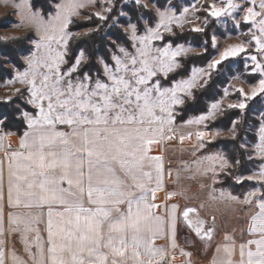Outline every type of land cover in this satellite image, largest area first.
<instances>
[{"label": "snow or ice", "instance_id": "1", "mask_svg": "<svg viewBox=\"0 0 264 264\" xmlns=\"http://www.w3.org/2000/svg\"><path fill=\"white\" fill-rule=\"evenodd\" d=\"M131 2L147 10L151 0ZM96 4L97 0H63L48 21L27 6L24 24L19 25L30 24L39 33L36 51L27 58V70L17 73L19 82L27 85V102L35 111L24 112L28 130L20 138L19 148L6 150L0 160V264H164L170 253L156 247L153 240L167 225L169 246L175 249L181 220L201 240L211 242L214 238L213 226L206 227L203 219L190 217L198 211L195 208L180 210L178 204L165 205L166 219L154 213L161 206L149 197L154 200L161 186L163 165L161 157L148 154L149 146L158 142V135L173 131L176 106L184 105V97H192L193 89L207 86L213 72L226 71L224 65L230 58L244 54L246 61L253 62L252 72L259 70L262 76L264 63L251 54L250 42H241L225 47L207 68H193L187 79L172 77L169 82L170 74L181 67L177 58L191 49L171 43L158 46L156 42L165 40L164 33L175 35L173 25L183 29L190 20L154 5L156 25L146 23L142 35L139 21L144 16L135 23L129 17L126 35L131 50L117 46L109 60L98 58L101 72L81 74L84 52L76 54L71 64L68 60L71 39L80 37L70 26L81 16V9ZM106 4L109 6L85 20L92 15L108 20L114 0H106ZM201 8L205 13L202 25L190 31L204 33L209 17L218 23L230 19L237 27L242 21L250 27L241 35H250L255 51L264 58V0H213ZM200 11L193 6L197 20ZM241 11L243 16L237 19ZM120 14H125L123 8ZM212 44L214 49L218 47L215 36ZM205 76L207 79H201ZM236 91L244 100L227 107L244 110L246 100L264 94V78L250 92L243 88ZM219 107L213 103L206 114L187 123L201 124L213 118ZM259 115V140L247 156L250 160H264V112ZM238 123L233 121V138ZM195 135L201 143L194 147L204 148L205 133L197 131ZM239 148L246 152L248 145L242 142ZM217 161L221 170L231 166L219 153L195 159L193 164L203 175L213 173L215 183ZM244 179L258 186L242 198L223 191L219 197L211 195L212 200L233 202L245 210L237 221L239 229L225 232L216 245L213 264H264V163L259 172L237 177L236 182ZM174 194L182 195L169 193V198ZM211 219L214 225L216 217Z\"/></svg>", "mask_w": 264, "mask_h": 264}, {"label": "rangeland", "instance_id": "2", "mask_svg": "<svg viewBox=\"0 0 264 264\" xmlns=\"http://www.w3.org/2000/svg\"><path fill=\"white\" fill-rule=\"evenodd\" d=\"M115 1V0H114ZM131 2V0H128L127 3ZM145 0H141V3L143 4ZM213 0H151L149 2V8L147 10L142 9L141 11H138L137 18L140 17L142 14L144 16V20L139 21L141 26V35L143 34V27L146 23L150 24L152 27H155L157 22L156 17V8L154 5H159L161 7V10H168L170 9L176 16L186 15L190 23L184 24L183 29L180 27H176L173 25V29L175 32V35H177L176 31L181 33L184 29H191L195 26H201L205 13L203 12L201 6L207 5L212 3ZM259 0H257V3ZM63 0H55L53 4V9L49 11L48 13L44 14L39 9H33L30 5L29 0H0V39L1 40H9L12 39V37H18L23 36L25 40V44L30 45V49L26 53H20L19 59L22 62L21 67L16 66L15 64L11 63L9 60H6V62L3 64L5 67L10 68L11 70V76L5 77L4 79H0V100H11L12 98H17L14 103V107L18 109L16 115L24 117V112H28L29 114L34 113L35 109L27 102L28 99V92L26 91L27 85L22 84L17 79V73L24 72L28 68L27 64V58L36 51L35 49V41L38 38L39 33L37 32L36 28L32 25H25V26H19L24 24V17L26 13L27 6H30L31 11L38 13L40 16L43 17L45 21H48L51 17H55L58 8L57 5L62 4ZM20 5V7H16L14 5ZM126 4V0H122L118 7L117 15L114 16L113 21L116 23V26H118L125 34L127 32V22L129 21V17L131 18V14L127 12L123 5ZM109 6L106 4V0H97V4L95 6L89 5L85 7L84 9H81V16H83L84 11H91L93 13L102 11V7ZM193 6L197 9H201V11L198 13L200 16V19H195V15L197 13L193 12ZM123 8L124 15H121V9ZM187 8L188 12L184 13V9ZM118 16H121L124 18L123 21L118 20ZM243 16V12H238L236 14V18L240 19ZM3 18V19H2ZM3 21V22H1ZM118 21V22H116ZM131 21L135 23L136 21L131 18ZM250 25L244 24L241 21V24L239 27H237L232 20H227V22H224V19L218 23L214 18L209 17V23L206 26L205 29L209 30V36H210V45L213 49V52L211 53L209 59L203 63V64H194L191 65L188 74L180 77L187 79L192 74L193 68H207L208 63L212 60L218 57V53L220 51H223L225 47L231 45V44H237L241 42H250L252 44V48L250 49L251 54L257 55L258 62L264 63V58H261V54L257 53L255 51V42L251 41L250 35H241V33H248ZM97 27H84L79 28L75 31V33H85L89 30H94ZM163 32V29H161ZM30 32L29 38H26V35ZM169 33H164V36H166ZM174 35V36H175ZM215 36L216 42L218 47L213 48L212 44V37ZM110 40H112L111 37L107 36ZM128 39V44H121V43H114L113 48L110 49L109 58L111 55L116 51L117 46H124L131 50V41L130 36L126 35ZM171 43L173 47L176 45H183L186 48H190L191 51H189L187 54H199L202 53L205 50V41H202L201 43L195 44L190 40L187 41H179L177 43H173L171 41H157L156 44L158 46H162L163 44ZM83 51L82 49L78 50L76 54ZM84 52V51H83ZM85 54V52H84ZM4 57V56H2ZM86 57V54H85ZM101 56H96L95 60L97 64L99 65L100 72H101V64L99 63L98 58ZM75 58V57H74ZM178 57V61H179ZM231 62L232 72H227V82L224 87L221 89V94L216 100L209 101L208 103V109L211 107L213 103H219L220 107L219 110H217L214 114V116L219 113L220 109L223 106H228L230 103H238L241 100H244V97L240 96L239 92L236 91V89L243 88L246 92H250L251 88L258 84L259 80L261 78H264V76L261 75V72L257 70L256 72H252L253 62L251 60H245V55L242 54L240 57L236 58H230ZM74 61V59H73ZM72 61V62H73ZM71 62V63H72ZM180 63V62H179ZM245 63H247V68L245 67ZM102 74V73H101ZM163 80V77H161ZM177 79V80H178ZM201 79H207V77H202ZM17 89L20 91L17 92ZM225 89L228 90V94L225 95ZM261 96L260 98V105L259 109L257 110V113L255 114V117L257 118V123L255 124V127L253 128V133L256 135L255 141H249L245 139L243 143H246L248 145V148L250 149V153L253 152V145L258 140L257 135V129L259 127L260 122V113L264 112V94H258ZM257 95V96H258ZM247 104V100L245 101ZM22 103L27 104V106L31 107V110H29L26 106H24ZM33 109V110H32ZM176 111V109H175ZM206 112H203L201 114L190 116L184 121L176 122L173 121L171 127L173 128V131L169 132L168 135H173L171 139L168 138V143L163 144V149L165 152L166 159L168 160V168L173 172L174 174V182L172 183L171 190L176 191L179 194V196L185 200V201H193L195 204H192L195 206H200L203 209V211L209 213H216L217 215H220V221L222 224H239L237 221L241 216V213L245 211L242 209V207L239 204L233 203V202H224L221 199L212 200L211 195H215L217 197L220 196L221 191L224 193H232L233 195H238L243 197V194L251 189L252 187H257L258 185L255 183V181H249L246 180L248 183L244 186L243 189L236 191H233L231 188L219 184L221 180V173H227V169L221 170L219 167V161L216 162V172H215V179L216 182L213 183V173H208L207 175L202 174V169L200 171H197L198 166L193 164V160L198 159L203 156H207L209 154H215L219 153L226 157L224 152L220 149H205L204 148H195L194 146L201 143L200 140L196 137L195 133L197 131L204 132L205 135L203 136V143L206 146V141L211 140L212 138L216 136H233V132L231 129L233 128V125L230 127L224 129V128H213V129H207L205 128L206 122L205 121L201 124H188L187 121L190 119H194L195 117H198L200 115L206 114ZM210 120V119H209ZM26 123V121H25ZM208 130V131H205ZM2 133H6L3 128L1 127V119H0V137H2ZM7 133H15V132H7ZM189 133H192L189 135ZM16 134V133H15ZM183 135L185 138L183 140H180L179 137ZM177 136V137H176ZM193 152H195V156L193 155ZM227 158V157H226ZM228 159V158H227ZM258 161H256V164L254 167L251 168V170H248L244 173H236L234 175V179L236 180L237 177H247L252 175L253 173L258 172L261 164V159L256 158ZM186 165L188 167H186ZM231 165V164H230ZM230 167V166H229ZM243 180V181H244ZM252 182V183H251ZM240 225V224H239Z\"/></svg>", "mask_w": 264, "mask_h": 264}, {"label": "trees", "instance_id": "3", "mask_svg": "<svg viewBox=\"0 0 264 264\" xmlns=\"http://www.w3.org/2000/svg\"><path fill=\"white\" fill-rule=\"evenodd\" d=\"M55 0H29L30 5L33 9H39L42 13L46 14L53 9V2ZM122 0L114 1V8L111 13L108 14V20L101 21L94 15L91 16L90 20H85V16L91 15L93 12L84 11L83 16L75 19V23L70 26L71 31H75L79 28L84 27H97L91 31L90 35L80 34L79 39L73 37L69 43V54L68 60L69 64L73 61L76 52L82 49L86 54V62L83 63L80 71L88 72L90 74H95L100 72L99 65L97 64L95 57L101 56L106 60H109L110 49L113 48L114 43L128 44V39L126 34L116 26L113 21L115 15H117L118 7ZM124 9L131 14V18L136 22L138 20V11L142 9L137 8V6L129 2L123 5ZM3 19V18H2ZM118 20L123 21L124 18L118 16ZM3 22V21H1ZM98 29V30H97ZM177 35L167 34L165 36V41H171L177 43L179 41L190 40L195 44L205 41V50L199 54H187L186 56H181L179 62L181 67L170 74L169 82H171L172 77L178 79L188 74L191 65L203 64L205 63L213 49L210 45L209 30L205 29L204 33H195L189 29H184L181 33L176 31ZM30 32L26 35L29 38ZM107 36L111 37L110 40ZM19 39H0V79L11 76V70L5 67L3 64L6 60L15 64L18 67L23 66L20 61L19 54L26 53L30 49V45H26L23 36H18ZM4 56V57H2ZM224 67L226 71L221 73L213 72L209 84L203 88L197 87L193 89L192 97H184L186 103L184 105L176 106V122H181L189 118L190 116H195L207 111L209 101L216 100L221 94L222 87L225 86L227 82V72H232L230 60L225 62ZM261 96L258 95L252 100H247V108L241 109H229L227 106H223L219 113H217L213 118L206 122L205 128H228L233 125V121H239L236 124V135L235 138L229 136H216L209 141H206L205 149H220L224 152L231 166L228 167L227 173H221V180L219 184L225 185L231 188L233 191H238L244 188L248 183L244 180L242 183H237L234 179L236 173H244L251 170L255 166L258 159H248L247 156L251 152L249 148L247 151H243L239 148V145L245 140L255 141L256 135L252 132L255 124L257 123V118L255 114L259 109ZM17 98H12L11 100H0V119L1 127L7 132H15L20 135L26 128L25 120L22 116L16 115L18 109L14 107V103ZM29 110L30 106L22 103ZM33 110V109H32ZM240 163L237 165L236 160ZM252 183V182H251Z\"/></svg>", "mask_w": 264, "mask_h": 264}, {"label": "crops", "instance_id": "4", "mask_svg": "<svg viewBox=\"0 0 264 264\" xmlns=\"http://www.w3.org/2000/svg\"><path fill=\"white\" fill-rule=\"evenodd\" d=\"M26 130H28L27 124L26 128L20 135L15 133H2V137H0V160L4 159L6 150L11 151L17 150L19 148L20 138L23 136ZM168 133L169 132L166 131L164 134L158 135L156 137L158 142L149 146L150 151L148 153L150 156H159L162 159L163 172L161 186L155 192V199L153 200L150 196L149 200L150 202L161 206L154 209L153 211L156 215L163 216L165 219V205L170 206L172 204H178L180 206V210H183L185 207H190L193 206L192 204H195L193 201L183 200L179 194L171 195L169 198V193L177 192L171 190L173 185L172 183L174 182V174L168 168V160L166 159L163 149V144L168 143L169 137H173V135H168ZM262 163H264V160L261 161V164ZM152 187H155V183H153ZM195 207L198 211L195 213H190V217L193 219H196L197 217L203 219L205 221L206 227L213 226L215 228L213 240L208 242L207 240H201L199 237H196L195 234L190 231L181 220V222L178 224L175 235L177 247L173 249L169 246L171 243L170 232L167 229V225H165V231L161 234H158L153 240V243L156 247H164L166 253H170V255H166L164 264H213V258L214 256H217L215 252L216 245L223 240L225 232L231 234L234 228L238 230L240 227L239 224L234 223L222 224L220 221V215H217L216 213L208 214L207 212L203 211L200 206ZM212 216L216 217L214 225L211 219ZM41 227H43V225H41ZM182 251L191 253V256L188 257L183 255Z\"/></svg>", "mask_w": 264, "mask_h": 264}, {"label": "water", "instance_id": "5", "mask_svg": "<svg viewBox=\"0 0 264 264\" xmlns=\"http://www.w3.org/2000/svg\"><path fill=\"white\" fill-rule=\"evenodd\" d=\"M190 207H192V208H195V209H196V207H194V206H190Z\"/></svg>", "mask_w": 264, "mask_h": 264}]
</instances>
